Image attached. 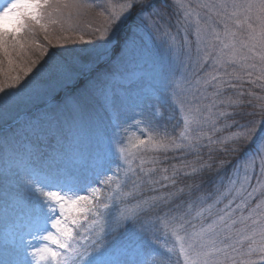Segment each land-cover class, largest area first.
I'll use <instances>...</instances> for the list:
<instances>
[{
	"label": "snow or ice",
	"instance_id": "6c2138e0",
	"mask_svg": "<svg viewBox=\"0 0 264 264\" xmlns=\"http://www.w3.org/2000/svg\"><path fill=\"white\" fill-rule=\"evenodd\" d=\"M53 3L54 0H13L0 10V52L7 58L9 66L5 73L7 80L0 83V118L14 109L28 107L38 101L49 100L53 103L47 105L46 109L35 118V123L30 122L29 126L33 130H43L45 125L49 128L59 126L65 120L62 119L64 114L82 117L92 99L98 96L107 97L110 79L119 72V64L113 62L115 54H120L121 61L134 57L139 47L138 41L142 40L144 35L151 37L153 43H157L158 47L168 54L167 71L162 74L159 85L153 94V99L157 103H168V92L172 86L173 77L180 67V56L191 55L187 34L184 45H180L175 37H170V33L160 23L172 14L174 5L170 0H123L119 11L111 13L107 20V26L103 30H98L99 35L95 40L85 41L81 36L82 46L78 50L66 49L59 54L53 50L44 53L37 59L30 57L25 59L27 57V37L24 36V33L33 31L37 25H42L45 17L49 15V9L52 8ZM179 6L185 7L182 3ZM205 7L208 6L205 5ZM219 7L226 8L227 6L220 5ZM233 8H236L237 11L233 12L228 19L243 15V21L237 18L235 24H247L250 30L248 41L241 42L240 48H238L237 41L234 39L236 34L226 23L225 39H221L219 35L215 36V39L222 45L215 57V64L223 66L227 61L238 62L246 59V56L243 55L238 57V53L244 47H247L248 52L254 53L255 57H258L264 64V0H259L258 5L234 4ZM54 10L59 11V9ZM253 14L258 22L257 28H254L252 23H248L253 18ZM184 16L187 18L189 12L185 11ZM206 30V25H201L200 20L197 19L195 35L198 42L202 40L201 33ZM185 32L187 33V28H185ZM122 33L123 35H121ZM13 53L19 62L13 59ZM109 62H113L110 71L97 70ZM249 67L255 68V65H249ZM2 71L3 69H0V72ZM12 72L15 75H8ZM208 76L211 80L217 79L211 73ZM202 83L207 85L210 80L205 79ZM200 85L201 80L197 79L195 87L198 88ZM216 87L219 89L222 84L217 82ZM57 90L65 93L59 103L55 102L57 97L52 95ZM192 95L195 99V92ZM215 95H219V92ZM189 103L192 101L190 100ZM219 103H227L231 106L237 102L224 100ZM152 107L149 105L148 109ZM145 110L142 108L141 112L143 113ZM195 111L199 113V109ZM209 113H211V108H209ZM240 114L252 118L243 124L235 121L231 125L224 124L225 128L236 126L243 129L238 139L226 138L231 141V147L225 144L224 140L215 141L211 137L208 138V144L223 145V151L235 155L242 154L255 141L254 153L249 157V159H254L255 156L264 153V137L257 140L258 132L264 127V105L261 106L259 119L256 118L255 112ZM221 117L227 119L226 113L218 112L217 119ZM154 118L155 114L153 113ZM113 120L116 121L113 124V134L104 133L97 139L95 148L87 154L76 151L71 146L66 151L49 154L42 153L34 147L15 149L12 148L8 138H0V152H3L6 158L17 161V171L21 174V182L30 193L27 214L36 221V227L30 236L32 240H39L43 244V247H37L33 245L32 240L28 242V248H31L32 251L27 252V249L25 251L26 255L32 258L31 264H156L159 253L151 240V230L155 227V221L149 213L153 208L164 211L161 205L166 207L171 195L166 194L152 198L150 201L138 202L132 207H126L119 214H115L109 210L108 204L99 201L100 189L90 187L93 182L104 185L111 182L115 183L116 188L108 191L106 199H112L113 192H116V199L132 195L131 192H119L120 178L117 176L113 180V175H110L114 165L116 172H119L120 161L126 159V153L129 152L128 149L119 146L122 141L115 139V130L121 126V113L118 110L114 112ZM184 123L187 128L189 121L185 120ZM192 123L196 125L197 129L202 127V122L199 119L194 118ZM203 123H209L214 133L219 131L216 128V119L209 117ZM201 135L203 133H197L189 139L185 132H181L178 139L187 141V143L150 139L147 144L144 140H140L139 145L148 149L164 151L174 148L198 152L200 147L198 141H200ZM133 147L138 146L133 145ZM10 149L13 152L12 157H8ZM214 150L212 147L209 148V159H211ZM127 163L131 165V160H127ZM153 163L155 164L156 161L154 160ZM224 163L223 160L219 165L214 162L200 163L197 161L198 166L192 168L191 176L196 178L197 176L202 177L205 173L213 174V169L216 168L215 175L219 177V171L223 169ZM143 164L144 161L141 160V172L144 171ZM89 166H91V176L82 175L78 171V169ZM128 171H131V167L125 170V172ZM148 171L151 172L153 169ZM163 171L166 172L167 169ZM175 171L173 168L174 175ZM261 172L264 174V168L261 169ZM105 175L107 178L101 181L99 178ZM162 179L169 180V177L163 176ZM137 180L143 183L141 177H137ZM170 182L173 185L176 183L175 180ZM151 183H158V181L153 180ZM134 187L139 188L140 184H134ZM260 189H264V184L260 186ZM196 191H199V187L194 188L189 195H193ZM236 191L240 192L241 190L237 189ZM257 191L258 188H253L248 195L252 196ZM81 192L91 194L81 195ZM259 195L264 198V190H259ZM210 198H198L197 201L189 205V210L195 204H204L206 199ZM212 207L213 205H207V207L200 208L196 212V217L202 216L203 212L210 211ZM171 211L169 209L166 213L167 223L174 225L175 230H185L186 225L192 227L191 232L185 230L184 242L180 244V252L184 254L185 264H237L235 259L230 261L228 249L231 248L233 253L242 256L244 253L239 247L241 242L252 239L255 243L257 237L261 245L260 252L264 254V208H261L260 205H257V208L253 209L249 216L240 218L242 222L252 217H258V220L252 221L253 227L250 235L245 236L241 235V232H237L240 239L236 241V247H219L217 244L221 232L226 231L237 222L232 220L231 225L227 223L230 213L218 214L212 223L197 230L189 224L185 215H170ZM89 214L93 219L89 220ZM96 217L102 219H96ZM49 225L51 229L55 230L54 232L50 230ZM81 228L84 234L79 231ZM247 228L248 225L245 224V230ZM117 251L124 256L123 259H113ZM248 251L252 252L253 249L250 247ZM221 256H223V260H221ZM25 264L28 262L26 261ZM242 264H252V262L243 261Z\"/></svg>",
	"mask_w": 264,
	"mask_h": 264
},
{
	"label": "trees",
	"instance_id": "16d2710c",
	"mask_svg": "<svg viewBox=\"0 0 264 264\" xmlns=\"http://www.w3.org/2000/svg\"><path fill=\"white\" fill-rule=\"evenodd\" d=\"M170 2L174 5L172 14L160 23L170 33V37H175L180 45H184L187 34L191 48V55L180 56L179 69L181 72L187 71V74L194 72L195 76L211 73L212 76L217 77L216 80L209 79V84L199 86L198 90L203 91V96L197 95L195 92L196 98L194 99L191 90L195 88L190 84L193 83V80H187L184 83L185 81L182 82L181 79L178 81L177 75H175L168 92L167 104H159L155 101L149 113H136L144 105L151 104L147 94L157 89L161 76L167 71L168 65L167 52L159 48L157 43H153L151 37L144 35L142 40L138 41L139 47L134 57L123 61L120 60L119 53L113 57V62L119 64V72L110 79L108 85V91L115 89L113 94L115 99L113 102L111 100L108 107L95 106L94 98L89 102L82 117L64 114L62 119L65 120L59 126L51 128L47 125L44 126L42 131L45 134L57 130V135L36 138L32 141L36 145V149L45 154L55 153L58 151L56 150L58 145L62 143L66 145V150L71 146L72 149L87 154L95 148L97 139L103 136L104 128L106 131L113 127L112 124L116 123L113 120V115L118 110L121 113V126L119 132L115 134V139L122 141L119 146L128 143L130 154H126V159H121L120 170L115 179L118 176L121 181L119 192H131L132 195L116 199V192H113L112 199H106L107 195L105 196V204L109 205L110 211L119 214L126 207H132L138 202L150 201L152 198L170 194L171 198L167 201V206L161 205L164 211L153 208L149 213L155 221V227L151 230V240L159 253L156 264H185L184 254L180 252V244L184 242L185 230L191 232L192 227L186 225L185 230H175L174 225L167 223L166 213L171 209L170 215H185L189 224L197 230L207 225V222H202L201 218H195L196 212L203 204L197 203L191 210H189V205L200 197L212 198L224 190L238 164L253 155L256 142L254 141L242 154L227 153L223 151V145H209L208 138L221 141L223 134L236 131L239 127L232 126L214 133L211 130V125L203 123V121L209 117L216 119V128L219 129V126L225 123L231 125L235 121L243 124L252 118L240 113L255 112L256 118L259 119L260 111H256L254 106L257 104L264 105V64L258 57H255L254 53L248 52L247 47L244 51L246 59L238 62H227L223 66L215 64V57L222 46L220 41L215 39V36L219 35L221 39H225L226 23L230 28H234V31L240 28L239 36L235 33V40L240 43L248 41L250 30L247 24L244 23V28L242 25L241 27L236 25L235 19H240L238 16L228 19L233 13L229 8L227 10L229 16L224 19L220 16L221 9L213 0H187L184 2L170 0ZM122 3L123 0H54L52 8L49 9V15L45 17L42 25H37L31 31L25 59L29 57L37 59L44 53L53 50L56 54L62 53L66 49L78 50L82 46L80 37L82 36L85 41L95 40L99 35L98 30H103L107 26V20L111 13L119 11V6ZM180 3L184 4L185 7L181 8ZM54 9H59V11ZM185 11L189 12L187 18L184 16ZM197 19L200 20L201 25L207 27V30L201 33L202 40L200 42L197 41L195 35ZM255 22L258 23L254 19L253 23ZM248 23L252 22L249 20ZM185 28H187V33ZM225 42L228 41L225 40ZM13 59L19 62L14 53ZM0 62H2L0 69H3L0 72V83H3L7 79L5 73L9 66L7 59H2ZM113 62L102 65L97 70L108 72L111 70ZM249 65H255V68L249 67ZM178 72L179 70L176 73ZM11 74L14 72L8 73V75ZM237 76L240 78L237 79ZM217 82L222 84L219 89L216 87ZM217 92L219 95H215ZM52 95L57 97L55 102L59 103L65 93L57 90ZM98 97L101 98V96ZM190 100L192 103H189ZM224 100L236 101L237 103L231 106L227 103H219V101ZM51 103L53 101H38L28 107L14 109L0 118V138H8L12 148L18 149L19 137L23 131L27 130L24 126L30 122L35 123V118ZM209 108H211V113H209ZM196 109H199V113H196ZM228 110H231L229 114L226 113ZM221 111L226 113L227 119L223 117L217 119V113ZM153 113L155 114L154 119ZM194 118L201 120V128L197 129L196 125L192 123ZM185 120L189 121L187 128L185 127ZM181 132H185L189 139L197 133H203L200 141H198L200 145L198 152L174 148L164 151L148 149L139 145L140 140H144L147 144L150 139H164L165 142L175 140L177 143H187V141L178 139ZM260 137H264V127L258 132L257 140ZM225 144L229 147L232 146L231 141L225 142ZM133 145L138 147H133ZM210 147L215 149L211 154V159H209ZM12 153L10 149L8 157L12 156ZM127 160H131V165L127 163ZM141 160L144 161L143 172H141ZM154 160L156 161L155 164L153 163ZM222 160L225 163L223 169L219 171V177L215 175L216 168L213 169V174L205 173L202 177L197 176L196 178L191 176L192 168L198 166L197 161L200 163L214 162L219 165ZM0 161L9 163L3 152H0ZM129 167H131V171L125 172ZM173 168L176 170L175 175ZM149 169H153V171L149 172ZM164 169L167 171H163ZM163 176H168L169 180H163ZM137 177H141L143 183L137 180ZM153 180L158 181V183H151ZM171 180L176 181L175 185L170 182ZM134 184H140V187L135 188ZM3 185L0 188L4 187ZM196 187H199V191L190 196L189 193L193 192ZM101 211L104 210L101 209ZM0 213L3 214L1 210ZM91 219H93L92 216ZM96 219L102 218L96 217ZM178 237L179 239H177ZM236 241L230 240L228 232H221L217 244L219 247H236ZM239 247L244 253L242 256L233 253L231 248L228 249L230 261L235 259L237 264H242L243 261H251L252 264H264V259L260 260L257 253L248 251L250 248L248 243L241 242ZM169 250L171 251L169 252ZM123 258L124 256L119 251L113 256V259ZM221 260H223V256H221Z\"/></svg>",
	"mask_w": 264,
	"mask_h": 264
},
{
	"label": "rangeland",
	"instance_id": "374dc122",
	"mask_svg": "<svg viewBox=\"0 0 264 264\" xmlns=\"http://www.w3.org/2000/svg\"><path fill=\"white\" fill-rule=\"evenodd\" d=\"M187 0H181V2H184ZM219 9H221L220 16L226 17L229 16V13L227 12L228 8L232 10L233 12H236L237 9L233 8V5H246V4H254L258 5L259 0H213ZM13 2V0H0V10H2L4 7H6L9 3ZM220 5H226V8H220ZM240 19L243 21V15H238ZM255 19V16L253 14V18L250 19V21L253 24L254 28L258 27V23H253ZM244 26V23L241 24ZM241 25H239L241 27ZM233 32L237 33V36H239V29L235 28L236 31H234V28H230ZM32 32H25L24 36L27 37V44H29V39L31 37ZM237 41V40H236ZM240 42L237 41V47L240 48ZM246 50V47L241 48L240 52L238 53V56H245L244 51ZM2 59H7L2 52H0V61ZM230 63L231 61H227ZM226 62V63H227ZM179 72L175 73L177 75V80L180 79L187 82V80H193V83H190L192 87L195 89L191 90L192 92H196L197 95L203 96V91L198 90L199 87H195V81L197 79L201 80V85L203 84L202 81L205 79H210L208 75H194L193 73L187 74V71L181 72L180 69H178ZM177 72V71H176ZM186 72V73H185ZM11 75H15L11 74ZM175 77V76H174ZM7 80V79H6ZM125 91V89H124ZM155 90L150 91L147 94V98L150 100L151 104L148 103V105H144V109H146L143 113L141 112L140 108L136 111L138 114H146L149 113L148 106L152 105L154 106L155 100L153 99V94ZM115 93V89L112 91H108L107 97L101 96L97 99L95 98L96 105L100 107H108L111 100L115 99L113 94ZM200 96V97H201ZM262 104H257L254 106L256 108V111H261ZM148 110V111H147ZM231 110H228L226 113H230ZM113 125V124H112ZM25 131L22 132L20 135V142L17 144L18 149H21L23 147H34L36 148V145L33 143V139L38 138L41 136L44 137V134H41V131L33 130L32 127L29 126V124L24 126ZM225 129L224 125L219 126V130L223 131ZM28 131V132H27ZM243 131V129L239 128L236 131L225 133L221 136V139L225 142H229L230 140H227L226 138H232L238 139L240 133ZM75 132V131H72ZM113 127L109 128L104 133H107L108 135H112L113 133ZM119 132V129L115 130V134ZM57 130L49 132V134H45V136L48 135H57ZM82 134V133H81ZM116 137V135H115ZM121 147H124L129 150L128 143L122 145ZM66 145L62 143L61 145H58L56 148L59 152L66 151ZM126 154H130L129 152ZM13 156V153H12ZM9 156V157H12ZM252 156V155H251ZM249 156V157H251ZM262 156H264V153H262L260 156H255L254 159H249L247 157L242 162H240L236 168V171L234 172L231 179L228 181L227 186L224 190H222L220 193L215 195L214 197L208 199L205 201V203L200 207H207V205H213V207L210 209V211L203 212L202 216L199 218L202 219V222H207V224L212 223L214 219H216L218 214H225L230 213V219H228L227 223L231 225L232 220H236L237 222L234 225H231L230 228H228L226 231L229 233L230 240H239L240 236L237 235V232H241V235H250L251 229L253 227L252 221L258 220V217H252L251 219L242 222L241 217H247L249 216V213L257 208V205H260L261 208H264V198H261L259 195L260 186L264 184V174H262L261 169L264 168V159H262ZM9 163L5 161H0V186H3L0 188V210L3 214L0 213V264H25L27 261L28 264H31L32 258L30 256L26 255V249L27 252L32 251L31 248H28V242L32 240L30 233H32L36 227V221L27 214L29 204V196L30 193L27 191V189L23 186L20 176L21 174L17 171V161L15 159L8 158ZM78 171L82 175L91 176V166L85 168V170L78 169ZM110 175H113V180H115V176L117 175L115 165L113 166V172L110 173ZM107 176H101L99 179L102 181L106 179ZM231 181V183H230ZM90 187H97L100 189V193L98 196V199L100 202L105 203V196L107 195L108 191L115 189L116 185L114 183H109L108 185H104L102 183H96L93 182ZM253 188H258V191L254 193L252 196H249L248 193L252 192ZM240 189V192H237L236 190ZM81 195H90L89 192H81ZM240 206V207H238ZM200 210V209H199ZM198 210V211H199ZM223 210V211H221ZM211 213V214H210ZM196 216V215H195ZM197 218V217H195ZM89 220H91V214H89ZM245 224L248 225V228L245 230ZM50 230L53 232L54 229H51V226L49 225ZM243 230V231H242ZM75 231V230H74ZM79 231L83 233V229H79ZM242 242L248 243V245L253 249V253H257L260 258V260L264 259V254L260 252V242L259 238H256V242L254 243L252 239H247ZM32 243L34 246L37 247H43V244L39 240H32ZM58 250V249H57ZM59 251V250H58Z\"/></svg>",
	"mask_w": 264,
	"mask_h": 264
}]
</instances>
